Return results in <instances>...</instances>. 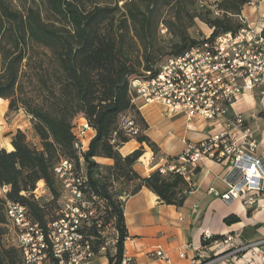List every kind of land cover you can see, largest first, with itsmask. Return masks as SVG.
Segmentation results:
<instances>
[{"label":"trees","instance_id":"obj_1","mask_svg":"<svg viewBox=\"0 0 264 264\" xmlns=\"http://www.w3.org/2000/svg\"><path fill=\"white\" fill-rule=\"evenodd\" d=\"M41 1L44 10L34 5L18 9L10 0H0V107L9 103L6 116L24 110L39 139V144L31 143L18 129L11 137L13 150L0 147V186H9L6 198L0 197V264H21L20 251L3 239L7 199L25 205L32 220L43 228L60 218L62 186L55 166L62 159L85 168L84 192L102 213L97 219L103 224L113 221L117 231L115 253L106 251L108 264H122L129 237L123 198L147 187L160 201L180 209L192 191L190 183L175 171L139 174L134 164L144 154L143 146L121 154L120 149L132 139L148 144L155 153L160 151L143 132L148 124L132 101L130 83L159 72L153 39L162 25L171 38L166 61L201 44L202 39H195L189 31L196 19L210 27L209 40L238 32L245 25L237 16L252 0H216L203 6L200 0H120V9L93 0ZM43 11L51 17L45 18ZM138 44L142 55L136 59L133 50ZM125 114L141 126L139 135L130 136L120 128ZM79 117H85L96 132L82 154L73 132ZM96 157L113 159L114 164L101 165ZM41 180L53 197L44 204L33 195ZM240 221L236 214L224 218L227 225ZM85 234L99 253L104 241L96 218ZM221 238L213 235L202 242L208 245Z\"/></svg>","mask_w":264,"mask_h":264},{"label":"built area","instance_id":"obj_2","mask_svg":"<svg viewBox=\"0 0 264 264\" xmlns=\"http://www.w3.org/2000/svg\"><path fill=\"white\" fill-rule=\"evenodd\" d=\"M237 17L245 25L238 32H226L210 40V35L206 36L201 44L185 54L167 59L155 76L132 80L129 92L135 105L141 100L146 105L162 106L168 116L183 115L189 122L222 124L221 131L200 142L183 140L181 164L154 154L151 159L163 174L169 171L182 174L192 190L197 186L193 176L201 162L209 159L224 163L228 170L225 176L228 190L221 194V199L226 203L241 201L255 211L264 199V139L255 136L250 121L260 115L247 117L234 109L245 94L257 92L264 115V27L253 26L243 14ZM161 27L162 32H166V28ZM119 126L133 137L142 132L130 114L121 116ZM92 130L85 117L74 121L75 146L80 154L89 149ZM258 151L261 153L256 156ZM55 174L62 186L65 208L61 209L60 218L46 228L32 220L25 205L6 201V237L11 236L10 245L20 251L21 264H88L97 254L85 229L91 225L92 218H96L99 227L102 221L95 215L94 202L84 192L85 168L62 159L55 166ZM41 181L33 191L36 199L46 192ZM8 190L9 186H0V195L6 198ZM202 232L206 240L213 236L208 229ZM237 237L227 235L216 240L212 257L198 249L193 263L259 264L254 255L248 256V253L263 244L264 239L244 244ZM106 249L103 244L100 252ZM152 255L169 261L161 248ZM184 256L181 253V257ZM132 262L124 257L122 264Z\"/></svg>","mask_w":264,"mask_h":264},{"label":"crops","instance_id":"obj_3","mask_svg":"<svg viewBox=\"0 0 264 264\" xmlns=\"http://www.w3.org/2000/svg\"><path fill=\"white\" fill-rule=\"evenodd\" d=\"M216 0H211L215 2ZM252 4L244 7L242 14L248 18L253 26L264 27V0H252ZM136 106L148 124L144 134L149 136L160 148L159 156L180 157L185 149L183 140L193 143L200 142L222 130V124L208 123L201 120L189 122L185 116H168L164 109L156 104H144L141 100ZM259 107V108H258ZM234 111L250 117L253 114L260 115L262 107L256 94L247 93L237 103ZM184 119L183 135L174 140L172 130L163 125V118ZM255 130V136L264 139V117L258 116L250 121ZM31 124V123H30ZM32 125V124H31ZM208 127V129H207ZM12 131L4 145L0 147L13 150L10 147ZM95 130L90 133V139L95 136ZM32 137L35 144L39 139L32 128ZM29 140V137H28ZM140 143L130 140L121 149L122 155H128L137 149ZM125 149V151H123ZM261 151L255 152L259 156ZM144 155L134 164L135 170L142 176H147L157 169L152 161L154 152L150 149V156ZM95 160L101 165H113L114 160L105 157H96ZM181 164L180 159L175 161ZM227 167L224 163L213 160H205L200 163V171L195 173L193 180L197 186L192 190L182 208L168 205L160 201L159 197L149 188L143 187L138 193L124 197V212L129 237L125 242V257L133 260L132 264H194L198 249H202L207 257L214 255V242L203 245V230L208 229L212 235H235L244 244L253 243L264 239V199L260 207L251 211L241 201L226 203L221 199V194L228 190L225 181ZM213 188L214 192H210ZM251 211V212H250ZM230 214H236L241 221L232 225L224 223V218ZM161 248L169 258V261L152 255V252ZM181 253L185 256L181 257ZM264 243L256 249L249 251L248 256H253L264 264ZM106 252L99 251L88 264H108ZM248 264V263H243Z\"/></svg>","mask_w":264,"mask_h":264},{"label":"rangeland","instance_id":"obj_4","mask_svg":"<svg viewBox=\"0 0 264 264\" xmlns=\"http://www.w3.org/2000/svg\"><path fill=\"white\" fill-rule=\"evenodd\" d=\"M10 1L14 5V7L18 9H24V6H29V5L40 7L42 10L46 8L41 0H35V2L34 0H10ZM85 1L86 3H89L92 0H85ZM93 1H96L100 5H104V6L109 5L113 8L119 7V9H120V6L123 4V1H120V0H93ZM199 3H201L200 5L203 6V5H207L211 3V0H200ZM43 14L45 18H47L48 16L51 17V14L49 12L46 13L45 11H43ZM117 17L120 18V11H117ZM164 17L167 19L169 17V13L168 14L166 13ZM189 31L192 37L200 40L208 36L209 33L211 32V29L206 23L202 22L199 19H196L195 24L189 29ZM170 39H171L170 36L166 32H162V27L155 35L153 39V51L155 52V55L159 58L155 66L162 64L167 58V53L169 52V49H170L167 45H169ZM133 55L136 59L142 55L140 45L137 46L133 50ZM256 94H257V99H258L259 95L257 92ZM8 107H9V103L8 105L6 104L5 107L4 106L0 107V146L5 144L7 140V136L12 131L18 130V129H22V131H24L29 137V141L33 143L32 125L30 124L31 123L30 117L26 114L24 110L12 112V113H9L8 116H6L8 112ZM260 116H264L262 112L260 113ZM161 118L163 117H160V119ZM162 124L167 126V130L168 129L172 130L174 134L173 136H170V137L172 140H174L176 138H180L183 135L184 125L187 123L185 122L184 119H181V118L176 119V118H169V117L165 118L164 117ZM134 140L138 142L137 139H134ZM141 146H143L144 151L148 153L145 156L148 158L150 156V149L152 150V148L146 143L140 144L139 147ZM153 152L155 156H158V153H155V151ZM44 185L46 186L45 182H44ZM40 186H42V184H40ZM117 189L120 190V184H117ZM0 197L4 198L1 195ZM52 198L53 197L50 191L46 187V192L42 194V197L39 199V202L41 204H44L50 201ZM58 205H60V209L65 208V199L63 197L59 199ZM95 215L97 217H102V213L98 212L96 208H95ZM100 231L102 234V239L104 241V244L107 247L106 251L110 250L112 254L115 253V248H114L115 243L114 242L116 241L117 231L114 227V222L112 221L110 223H104V224L102 223L100 227ZM3 239L6 245H10L13 243L12 237L9 236L7 238L6 234Z\"/></svg>","mask_w":264,"mask_h":264},{"label":"bare ground","instance_id":"obj_5","mask_svg":"<svg viewBox=\"0 0 264 264\" xmlns=\"http://www.w3.org/2000/svg\"><path fill=\"white\" fill-rule=\"evenodd\" d=\"M10 147H11V148H13V146H12V145H10ZM40 183L42 184V181H41Z\"/></svg>","mask_w":264,"mask_h":264}]
</instances>
